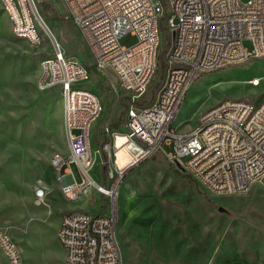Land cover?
Segmentation results:
<instances>
[{
	"label": "rangeland",
	"instance_id": "1",
	"mask_svg": "<svg viewBox=\"0 0 264 264\" xmlns=\"http://www.w3.org/2000/svg\"><path fill=\"white\" fill-rule=\"evenodd\" d=\"M163 2L158 69L144 105L155 100L166 76L171 32L166 0ZM34 7L41 36L36 45L16 38L13 30L11 35L4 34L10 17H6L0 0V56H19L22 60L19 76H8L0 69V227L8 229L23 264H62L66 251L57 238L60 218L64 206L75 204L61 196L57 173L50 162L54 154L64 155L66 137L55 131L51 134L53 155L45 161V136L34 125L35 119L44 115L46 105L47 113L56 119L63 100L61 88H39L41 64L55 55L54 38L67 59L88 70L89 79L78 82L76 87L92 91L102 103L103 111L91 126L94 165L89 173L98 184L115 190L124 264H264L261 184L241 194L215 195L160 153L128 168L122 178H111L118 162L127 157L125 154L136 151L124 145V137L118 133L115 137L120 149L110 157L114 153V134L125 132L129 96L114 78L96 66L86 37L62 0H34ZM120 43L132 47L137 38L129 33ZM244 46L251 48L252 43L245 41ZM242 99L255 103L264 100V58L199 74L181 102L173 125L179 133L189 132L205 113L225 100ZM188 160L182 159L184 163ZM36 165L39 171L44 166L42 173H38ZM71 171L77 183L89 180L77 164L71 165ZM49 183L57 192L40 202L37 190L47 188ZM80 200L87 206L97 202L91 207L94 214L109 213L111 208L104 196L95 194V189Z\"/></svg>",
	"mask_w": 264,
	"mask_h": 264
},
{
	"label": "built area",
	"instance_id": "2",
	"mask_svg": "<svg viewBox=\"0 0 264 264\" xmlns=\"http://www.w3.org/2000/svg\"><path fill=\"white\" fill-rule=\"evenodd\" d=\"M62 1L86 37L96 66L114 78L129 96L125 132L114 134V153L110 157L120 149L115 137L118 133L124 137V145L137 142L140 148L126 165L117 164L111 178H122L128 168L160 153L215 195L241 194L255 184L264 187V100H225L186 133H179L173 125L181 102L199 74L264 58V0H166L171 32L166 76L149 105H144L143 100L158 69L163 0ZM1 3L12 22L14 36L38 44L41 36L34 17V0ZM129 33L137 43L122 46L121 38ZM245 41H250L252 47L246 48ZM53 44L54 57L41 64L39 88H61L70 156L57 153L51 160L62 183L61 194L76 202L94 187L95 194H101L111 204L106 214L91 211L95 202L86 210L63 215L57 238L66 251L64 264H124L115 190L98 184L89 173L94 160L91 126L103 111L102 103L92 91L76 87L78 82L89 79L88 70L63 56L55 38ZM184 157L189 158L186 163L182 161ZM73 163L88 181L79 184L69 174L71 182L64 183L66 176L61 175V170ZM46 196L47 192L39 188L37 199L42 202ZM0 250V264H23L11 234L2 227Z\"/></svg>",
	"mask_w": 264,
	"mask_h": 264
},
{
	"label": "crops",
	"instance_id": "3",
	"mask_svg": "<svg viewBox=\"0 0 264 264\" xmlns=\"http://www.w3.org/2000/svg\"><path fill=\"white\" fill-rule=\"evenodd\" d=\"M7 18L8 17V14L6 13L5 14ZM12 33V23L10 22V20L8 19V26H7V30H5L4 34L5 35H11ZM26 61V60H24ZM21 63H22V60L19 56H0V69L3 70L5 73L8 72V76H19L20 75V66H21ZM29 64V62H28ZM4 74V73H3ZM0 75H2V73H0ZM41 75H42V71H41ZM41 75H39V79L41 78ZM47 98L44 99V102L47 103ZM47 106L46 105V108L44 109V115L43 116H40L38 118L35 119L36 122H34V125L38 126V128L36 129V131L40 132V133H43V136H45V139H44V143H45V148L47 150V159H45V161H49V158L53 155V142L52 140L49 138L51 136V134H53V132L55 131L58 135L62 136L63 135L66 137V132H65V124H64V103H63V100L60 101V105L57 109V113H56V119H53V115H49L47 113ZM56 123V124H55ZM11 125V123H10ZM123 133V132H121ZM66 142H67V138H66ZM138 146L140 148V144L137 143V142H134L133 143V146ZM96 154H98V152H96ZM137 154V150L135 152H132V153H129V154H125L127 155V157L124 159V161H120L118 162L119 166H124L126 165L129 160L131 159L132 156L136 155ZM54 156V155H53ZM52 156V157H53ZM64 157H69L70 156V150H69V147L66 143V151L63 155ZM52 157H51V160H52ZM50 160V162H51ZM75 164V163H73ZM73 164H70V165H65L62 170H61V175L62 176H66L65 180H64V183L68 184L71 182V179L68 177L69 174H72V171H71V165ZM52 165V163H51ZM38 167L39 165L37 166L36 165V169L38 171V173H42L43 172V167L42 169L39 171L38 170ZM73 175V174H72ZM75 178V177H74ZM57 184L59 186V190H60V193H61V185L62 183L60 181H58V178H57ZM76 181V179H75ZM77 182V181H76ZM47 195H49L50 197L55 193L57 192L55 190V188L49 183L47 185ZM62 196V194H61ZM86 196H89V195H86ZM51 201H53V199H51ZM50 201V202H51ZM95 203V202H94ZM92 203V205L94 204ZM89 206H87V203L86 202H83V200H78L75 202L74 205H71V206H64L63 208V212H62V215H61V218H60V223H61V220H62V217L65 213L67 212H72V211H75V210H86ZM60 225V224H59ZM62 264H64V260L62 262Z\"/></svg>",
	"mask_w": 264,
	"mask_h": 264
},
{
	"label": "bare ground",
	"instance_id": "4",
	"mask_svg": "<svg viewBox=\"0 0 264 264\" xmlns=\"http://www.w3.org/2000/svg\"><path fill=\"white\" fill-rule=\"evenodd\" d=\"M63 56H64V53H63ZM124 140V139H123ZM124 143H125V141H123ZM133 143L134 142H130L129 144H127V145H129L130 147L132 146V149H134V150H138L139 149V147L138 146H133ZM115 157V156H114ZM93 165H94V160H93V163H92V166L91 167H93ZM93 189H94V187H91V188H89L88 190H87V192L84 194V196L85 195H89L90 193H92L93 192ZM42 190H47V188H45V189H42ZM37 194H38V190H37V193H36V196H37Z\"/></svg>",
	"mask_w": 264,
	"mask_h": 264
},
{
	"label": "trees",
	"instance_id": "5",
	"mask_svg": "<svg viewBox=\"0 0 264 264\" xmlns=\"http://www.w3.org/2000/svg\"><path fill=\"white\" fill-rule=\"evenodd\" d=\"M114 125L116 126V127H118L119 126V123L118 122H116V123H114ZM105 159H106V162H107V156H106V154H105ZM192 181H194L195 182V180H193L192 179ZM197 183V182H196Z\"/></svg>",
	"mask_w": 264,
	"mask_h": 264
},
{
	"label": "water",
	"instance_id": "6",
	"mask_svg": "<svg viewBox=\"0 0 264 264\" xmlns=\"http://www.w3.org/2000/svg\"><path fill=\"white\" fill-rule=\"evenodd\" d=\"M220 211H221V212H224V209H223V208H220Z\"/></svg>",
	"mask_w": 264,
	"mask_h": 264
}]
</instances>
